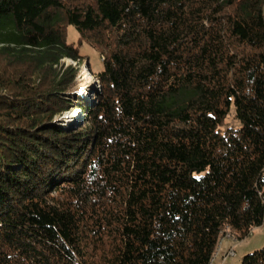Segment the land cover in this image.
<instances>
[{
  "label": "trees",
  "instance_id": "obj_1",
  "mask_svg": "<svg viewBox=\"0 0 264 264\" xmlns=\"http://www.w3.org/2000/svg\"><path fill=\"white\" fill-rule=\"evenodd\" d=\"M263 224L264 0H0V264H213Z\"/></svg>",
  "mask_w": 264,
  "mask_h": 264
},
{
  "label": "rangeland",
  "instance_id": "obj_2",
  "mask_svg": "<svg viewBox=\"0 0 264 264\" xmlns=\"http://www.w3.org/2000/svg\"><path fill=\"white\" fill-rule=\"evenodd\" d=\"M78 38L79 33L77 32L76 28L74 26H70L68 32V42L71 44H76ZM81 55L83 56V63H81L80 65L79 63H75L72 60H65L64 64L66 66L72 65L80 70V74L78 77L79 92L77 94H79L83 98L85 97L91 102H95L94 93L100 88V84L99 81L94 77L93 73L103 71V62L99 54L88 45H84L81 50ZM87 60H89L90 62L91 69L87 68ZM72 116H74L73 119H71ZM81 119V112L78 109L77 105H74L69 109L68 112H66L61 118L58 119V123L65 126L69 125V123L72 121V124L76 125L81 122ZM239 127L240 124L236 119L235 109L233 108L230 115L226 119V125L222 130L226 131L227 129H238ZM263 247L264 224L261 227L253 230L250 236L241 242L236 241L233 236L228 234L227 236H225V238H223V242L220 244L217 250L213 264H241L246 255L251 254ZM231 249L234 250L235 255H230L227 257Z\"/></svg>",
  "mask_w": 264,
  "mask_h": 264
},
{
  "label": "built area",
  "instance_id": "obj_3",
  "mask_svg": "<svg viewBox=\"0 0 264 264\" xmlns=\"http://www.w3.org/2000/svg\"><path fill=\"white\" fill-rule=\"evenodd\" d=\"M223 242V239H222V241H221V243ZM230 255H235V253H234V250L233 249H231L230 251H229V253H228V255H227V257L228 256H230ZM227 257H226V259H227ZM214 262V261H213Z\"/></svg>",
  "mask_w": 264,
  "mask_h": 264
},
{
  "label": "bare ground",
  "instance_id": "obj_4",
  "mask_svg": "<svg viewBox=\"0 0 264 264\" xmlns=\"http://www.w3.org/2000/svg\"><path fill=\"white\" fill-rule=\"evenodd\" d=\"M74 116H75V115H74ZM74 116H72V117H71V119H73V118H74ZM71 119H70V120H71Z\"/></svg>",
  "mask_w": 264,
  "mask_h": 264
},
{
  "label": "crops",
  "instance_id": "obj_5",
  "mask_svg": "<svg viewBox=\"0 0 264 264\" xmlns=\"http://www.w3.org/2000/svg\"><path fill=\"white\" fill-rule=\"evenodd\" d=\"M228 245H229V243H228Z\"/></svg>",
  "mask_w": 264,
  "mask_h": 264
}]
</instances>
